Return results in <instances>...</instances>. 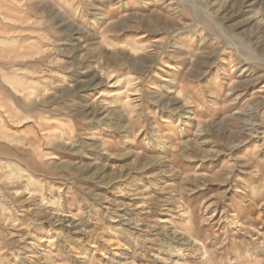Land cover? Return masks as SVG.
Wrapping results in <instances>:
<instances>
[{"label":"rangeland","instance_id":"rangeland-1","mask_svg":"<svg viewBox=\"0 0 264 264\" xmlns=\"http://www.w3.org/2000/svg\"><path fill=\"white\" fill-rule=\"evenodd\" d=\"M0 264H264V0H0Z\"/></svg>","mask_w":264,"mask_h":264},{"label":"bare ground","instance_id":"bare-ground-1","mask_svg":"<svg viewBox=\"0 0 264 264\" xmlns=\"http://www.w3.org/2000/svg\"><path fill=\"white\" fill-rule=\"evenodd\" d=\"M142 64V63H141Z\"/></svg>","mask_w":264,"mask_h":264}]
</instances>
